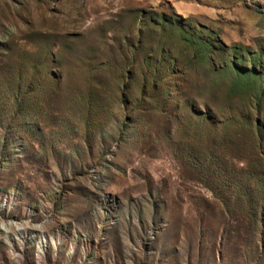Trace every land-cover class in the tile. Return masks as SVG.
Instances as JSON below:
<instances>
[{"label": "rangeland", "instance_id": "obj_1", "mask_svg": "<svg viewBox=\"0 0 264 264\" xmlns=\"http://www.w3.org/2000/svg\"><path fill=\"white\" fill-rule=\"evenodd\" d=\"M0 264H264V0H0Z\"/></svg>", "mask_w": 264, "mask_h": 264}, {"label": "trees", "instance_id": "obj_2", "mask_svg": "<svg viewBox=\"0 0 264 264\" xmlns=\"http://www.w3.org/2000/svg\"><path fill=\"white\" fill-rule=\"evenodd\" d=\"M246 73H248V72H246Z\"/></svg>", "mask_w": 264, "mask_h": 264}]
</instances>
